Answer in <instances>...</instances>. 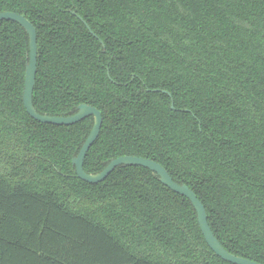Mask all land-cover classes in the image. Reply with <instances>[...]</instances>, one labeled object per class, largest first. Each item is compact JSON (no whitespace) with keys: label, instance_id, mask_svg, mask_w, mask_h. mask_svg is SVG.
Masks as SVG:
<instances>
[{"label":"trees","instance_id":"1","mask_svg":"<svg viewBox=\"0 0 264 264\" xmlns=\"http://www.w3.org/2000/svg\"><path fill=\"white\" fill-rule=\"evenodd\" d=\"M0 11L36 29V111L101 112L85 172L125 155L161 164L224 249L264 264V0H0ZM28 51L24 28L0 20V264H232L148 168L78 178L93 117L26 112Z\"/></svg>","mask_w":264,"mask_h":264},{"label":"water","instance_id":"2","mask_svg":"<svg viewBox=\"0 0 264 264\" xmlns=\"http://www.w3.org/2000/svg\"><path fill=\"white\" fill-rule=\"evenodd\" d=\"M0 20H10L20 24L28 36V62L26 64L24 87L22 92V101L26 112L33 119L39 122L56 125H70L81 121L87 116L93 117V124L87 137L82 143L77 155L72 158V163L75 167V172L78 178L88 183H98L104 180L117 166L120 165H134L148 168L157 174L162 184L170 188L172 191L186 197L190 201L196 212L197 221L202 235L208 246L218 257L232 264H262L241 256L234 255L224 249V247L213 234L208 224L206 210L202 202L186 184H180L174 181L161 164L148 158L125 155L111 159L108 164L97 173L85 172L83 168V161L87 151L99 135L102 124L101 112L96 107L85 103L79 104L76 112L67 116H54L37 112L32 102L37 61L36 29L26 17L16 12L0 11ZM90 32L94 35L92 31ZM171 108H173V105H171Z\"/></svg>","mask_w":264,"mask_h":264}]
</instances>
